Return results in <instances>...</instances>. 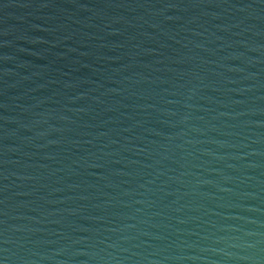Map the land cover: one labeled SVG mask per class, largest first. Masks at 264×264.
Here are the masks:
<instances>
[{
  "label": "water",
  "instance_id": "obj_1",
  "mask_svg": "<svg viewBox=\"0 0 264 264\" xmlns=\"http://www.w3.org/2000/svg\"><path fill=\"white\" fill-rule=\"evenodd\" d=\"M0 264H264V0H0Z\"/></svg>",
  "mask_w": 264,
  "mask_h": 264
}]
</instances>
